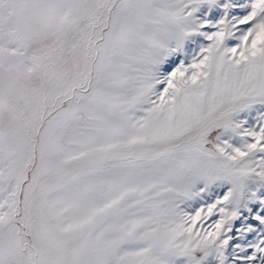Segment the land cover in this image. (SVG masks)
Returning <instances> with one entry per match:
<instances>
[{
  "label": "snow or ice",
  "instance_id": "6c2138e0",
  "mask_svg": "<svg viewBox=\"0 0 264 264\" xmlns=\"http://www.w3.org/2000/svg\"><path fill=\"white\" fill-rule=\"evenodd\" d=\"M0 264H264V0H0Z\"/></svg>",
  "mask_w": 264,
  "mask_h": 264
}]
</instances>
